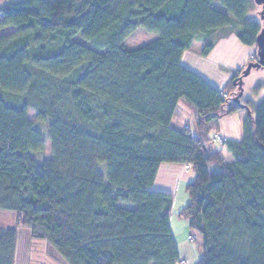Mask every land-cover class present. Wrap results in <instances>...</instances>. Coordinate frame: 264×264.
I'll use <instances>...</instances> for the list:
<instances>
[{"label": "trees", "instance_id": "1", "mask_svg": "<svg viewBox=\"0 0 264 264\" xmlns=\"http://www.w3.org/2000/svg\"><path fill=\"white\" fill-rule=\"evenodd\" d=\"M256 7L253 0L0 6V213L14 217L13 225L0 222V264H14L18 225L28 245L45 241L63 264L185 262L170 228L173 195L152 189L167 163L194 176L179 217L201 241L195 264H264V97L240 98L247 116L231 101L243 66L215 89L180 62L197 39L206 41L202 56L230 35L256 50L264 27ZM139 28L157 39L127 49ZM252 88H264V78ZM180 101L194 114L195 134L179 123ZM240 110L241 139L217 149L214 121ZM47 140L50 154L40 157Z\"/></svg>", "mask_w": 264, "mask_h": 264}, {"label": "rangeland", "instance_id": "2", "mask_svg": "<svg viewBox=\"0 0 264 264\" xmlns=\"http://www.w3.org/2000/svg\"><path fill=\"white\" fill-rule=\"evenodd\" d=\"M8 2L9 0H0V6H5ZM260 9H261L260 6L257 5L255 12L260 11ZM256 21L264 25L263 22L259 19V14L257 15ZM155 39H157L156 33H153V32L148 33L144 31L143 29L139 28L138 31H136L133 35H131L128 39H126V41L124 42V46L127 49H134V48L140 47L141 45L150 43L151 41ZM205 43L206 41H201L197 39L194 42L191 50L188 51L190 52L189 54L196 53L198 54L200 58L203 59L201 63L192 62V61L190 62L191 67L196 70V72L194 71L192 72L197 73L202 79L207 77L208 79H210V81H212L213 83H215V85H217L222 82L223 78L221 76H223L224 73L229 72L231 63H234L235 59L238 57V49L235 48L233 39H229L228 44H226L227 51L225 52V49H224L223 52L222 51L220 52V50H218V46H216V44L218 43L217 41L215 43L214 49L208 55L202 56L201 50L203 49V46ZM255 55H256V52H255ZM252 58H253L252 55L248 56L247 63L242 65L244 67L243 70H245L248 67L247 65L249 63L255 62L253 61ZM220 73L221 75H219ZM255 74H257L258 76H264V69L255 70L252 68L250 69L246 77L243 78L242 88L243 90L245 89V91L242 94L241 99L242 100L252 99L254 103L258 104L261 102V100L264 97V88H262L260 91H257V92L253 91V88L252 89L248 88L249 83L253 79L252 76ZM260 78H264V77H260ZM177 113H179L178 120H179L180 125L190 124L191 133L195 134L194 131H195L196 123H194V120H193L194 119L193 112H191V110L180 101L177 107ZM239 113L245 114V111L240 110V111H236L233 113H229V115L223 116L219 118V120L214 121L213 130H211L210 132L211 133V143L214 142V140L212 139H214L217 136H220L221 135L220 133H223V132L229 133L233 135L231 137H235V138L241 136V132H242L241 127L240 129L238 127L239 126L238 122L240 123V121L236 119L237 116H239ZM29 118L30 119L33 118V112H30ZM221 136L223 137V135ZM214 144L216 145L215 147L217 149H220L223 147L221 143L219 144V143L214 142ZM49 145H50L49 140H47L46 146L43 152L38 154L40 157L49 156L50 154ZM185 167L188 170L190 169L187 166ZM184 184L185 183H182L179 186V192L177 195V207L172 209L173 210V218H172L173 225L172 226H173V231L176 233V242H180L182 240L184 242V244H182L181 246V250L191 248V245L196 246V244L198 247H200V242H201L199 237H197V235L193 233V231L189 230L188 221L181 216L179 217L180 210L179 211L176 210V208L179 207L180 202L182 201V197L184 196L187 197ZM0 222L13 225L14 217L12 214L0 213ZM185 224L187 225L188 229L185 228ZM17 228H18L17 230H20V229L21 230H20V234L18 236L19 239L16 245L17 252L14 256V264H63V260L59 258L56 253H54L52 250L50 252L48 245L45 241L38 242V245L35 242L28 245L29 243L28 238H27L28 232L26 230H22L24 229V227L22 226L18 225ZM184 229L186 232L184 231ZM188 234L190 235L187 237V240H185L186 235ZM195 261L196 260L186 259L185 263L195 264L196 263ZM176 264H180V263L176 262Z\"/></svg>", "mask_w": 264, "mask_h": 264}, {"label": "crops", "instance_id": "3", "mask_svg": "<svg viewBox=\"0 0 264 264\" xmlns=\"http://www.w3.org/2000/svg\"><path fill=\"white\" fill-rule=\"evenodd\" d=\"M229 39H233L235 48L238 49V57L235 59L234 63H231L230 68H229L230 69L229 72L228 73H224V75L221 76L223 78V80H222V82L220 84H217V85H215V83L210 81V79H208L207 77L206 78L203 77L215 89L222 88L231 79L233 73L236 70H238L239 68H241L243 64L247 63L248 56H250V55L254 56L253 54H255V51H256L255 50V46L246 47V46L240 44L238 39L235 36L232 35L230 37H227L226 39H222V40L218 41L216 46H218V50H220V52L221 51L223 52L224 49H225V52L227 51L226 44H228V40ZM190 50L184 51V53L182 54V56L180 58L181 59L180 62H181L183 67H186L187 69H190L191 71L196 72V70L191 67V63L190 62L192 61V62L201 63L203 61V59L200 58L198 56V54H196V53L189 54L190 52H188V51H190ZM231 62H233V61H231ZM219 75H221V73ZM260 77H264V76H258L257 74L253 75L252 76L253 79L249 83L248 88L252 89V86L258 80H260ZM244 91H245V89L243 90V93H244ZM245 117H246V113L245 114L244 113H239V116H237L236 119H238L240 121V123L238 122L239 129H240V127L242 129V123H243V121H244L243 119ZM220 134L223 135L224 139H241V136H242V132H241V136L240 137H236V138L235 137H231L233 135H231L229 133L223 132V133H220ZM223 154H224V158H225L226 162H231L232 161L230 154L227 153L224 149H223ZM159 167L160 168H159V170L157 172L156 180H155V182H154V184L152 186V189H154L157 192L161 191V192H165V193H168V194L169 193L172 194L173 195V199H174V204H173V207H172V209H173V208L177 207V195H178V192H179V186L182 183L186 184L194 176H193V173H192V171L190 169L189 170L186 169V167L184 165H181V164L167 163V164H161ZM187 203H188V198L185 197V196L182 197V201L180 202V205L178 207L179 209L176 208V210L182 211V208L185 207V205ZM172 218H173V210H172V214H171V217H170V228H171V231L173 233L174 240L176 242V233L173 231ZM185 228L188 229L186 224H185ZM184 231H185V229H184ZM189 235L190 234L186 235L185 240H187V237ZM176 244H177V253L179 254V259L180 260H182V259H184V260H186V259L197 260L200 257L199 247L197 246V244H196V246L195 245H193V246L191 245V248L182 249V250H181V246H182V244H184L183 240L180 241V242H176Z\"/></svg>", "mask_w": 264, "mask_h": 264}, {"label": "water", "instance_id": "4", "mask_svg": "<svg viewBox=\"0 0 264 264\" xmlns=\"http://www.w3.org/2000/svg\"><path fill=\"white\" fill-rule=\"evenodd\" d=\"M256 4V6H260V11H259V17L260 20L264 23V0H253ZM256 44V55H257V60L254 63H249L247 68L241 72L238 77H236L232 84L235 86L238 90V93H236L232 98L231 101L236 103L239 108L244 109L247 111V116L250 115V110L247 108L246 105H244L241 102V96L243 94V78L246 77V75L249 73L250 69H255V70H260L264 69V27L259 31L258 36L256 37L255 40Z\"/></svg>", "mask_w": 264, "mask_h": 264}, {"label": "built area", "instance_id": "5", "mask_svg": "<svg viewBox=\"0 0 264 264\" xmlns=\"http://www.w3.org/2000/svg\"><path fill=\"white\" fill-rule=\"evenodd\" d=\"M223 97H226V95L224 94ZM212 140H214L215 143H219L220 144V142L224 141L225 139L220 135V136L215 137ZM180 263L184 264V261H180Z\"/></svg>", "mask_w": 264, "mask_h": 264}, {"label": "bare ground", "instance_id": "6", "mask_svg": "<svg viewBox=\"0 0 264 264\" xmlns=\"http://www.w3.org/2000/svg\"><path fill=\"white\" fill-rule=\"evenodd\" d=\"M213 136H215V135H213ZM213 138V137H212ZM226 140V139H225ZM213 142V141H212ZM214 143V142H213ZM196 237V236H195ZM185 263V262H184Z\"/></svg>", "mask_w": 264, "mask_h": 264}]
</instances>
